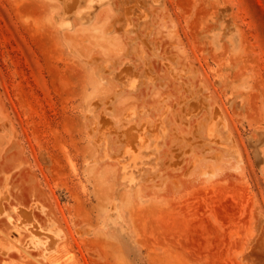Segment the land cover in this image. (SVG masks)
I'll return each instance as SVG.
<instances>
[{"label": "rangeland", "instance_id": "374dc122", "mask_svg": "<svg viewBox=\"0 0 264 264\" xmlns=\"http://www.w3.org/2000/svg\"><path fill=\"white\" fill-rule=\"evenodd\" d=\"M0 264H264V0H0Z\"/></svg>", "mask_w": 264, "mask_h": 264}, {"label": "bare ground", "instance_id": "6f19581e", "mask_svg": "<svg viewBox=\"0 0 264 264\" xmlns=\"http://www.w3.org/2000/svg\"><path fill=\"white\" fill-rule=\"evenodd\" d=\"M82 1H83V0H82ZM85 2H86V1H85ZM85 2H84V3H85ZM67 6H68V5H67ZM80 7H81V5H80ZM82 7H83V6H82ZM70 9H71V8L69 7L68 10H70ZM78 9H79V8H78ZM128 143H129V139L127 140V144H128ZM133 153H134V152H133ZM136 169H137V168H136ZM138 169H139V168H138ZM138 169H137V170H138ZM134 172H137V171H134ZM138 172H139V171H138ZM138 172H137V173H138Z\"/></svg>", "mask_w": 264, "mask_h": 264}]
</instances>
